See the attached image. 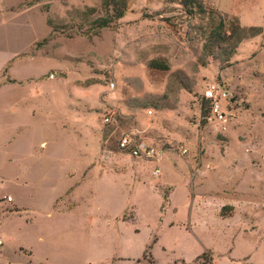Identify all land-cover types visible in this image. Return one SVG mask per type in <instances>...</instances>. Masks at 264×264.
Instances as JSON below:
<instances>
[{"label":"rangeland","instance_id":"rangeland-1","mask_svg":"<svg viewBox=\"0 0 264 264\" xmlns=\"http://www.w3.org/2000/svg\"><path fill=\"white\" fill-rule=\"evenodd\" d=\"M194 1L0 0L2 264H264V0ZM212 18L260 32L208 55Z\"/></svg>","mask_w":264,"mask_h":264},{"label":"trees","instance_id":"trees-1","mask_svg":"<svg viewBox=\"0 0 264 264\" xmlns=\"http://www.w3.org/2000/svg\"><path fill=\"white\" fill-rule=\"evenodd\" d=\"M179 2L189 14L204 12L201 3H197L194 0H179ZM101 4L105 9V14L93 20V27L95 30L107 27L113 20L122 18L127 10L128 0H101ZM94 10V8L89 9L91 12ZM229 24L227 28H224V21L221 18L217 22L214 21V18L211 19L208 36L203 45V50H205L208 55H212L220 50L223 51L227 59L232 55L234 49L242 39L260 32L259 28L241 27L237 22H229ZM164 200H166V197H164ZM222 208H225V206ZM221 215L223 216L224 214ZM204 255L205 253L199 256L198 259ZM143 256L145 257V254Z\"/></svg>","mask_w":264,"mask_h":264},{"label":"built area","instance_id":"built-area-1","mask_svg":"<svg viewBox=\"0 0 264 264\" xmlns=\"http://www.w3.org/2000/svg\"><path fill=\"white\" fill-rule=\"evenodd\" d=\"M110 87L114 86L113 82H110ZM211 95V94H210ZM149 113L151 111H148ZM111 116L106 115L103 118L104 122H110ZM208 120H217L220 121L224 118V114L218 103H213L210 107L209 115L207 116ZM117 147L120 152L127 153L133 158L142 159V160H151L159 156V150L153 144L148 142L144 136L137 129H132L127 132H123L117 139ZM182 153L185 152V149L181 150ZM159 172L158 169L154 170V174ZM12 202V197L8 194H3L0 192V207ZM2 240L0 238V245Z\"/></svg>","mask_w":264,"mask_h":264},{"label":"crops","instance_id":"crops-1","mask_svg":"<svg viewBox=\"0 0 264 264\" xmlns=\"http://www.w3.org/2000/svg\"><path fill=\"white\" fill-rule=\"evenodd\" d=\"M144 138L149 142V140L144 136ZM151 143V142H150ZM70 188H74V186H72V187H70ZM70 188H68V189H70ZM67 189V190H68ZM71 189V193L73 192V190ZM67 190L64 192V194L67 192ZM0 192L1 193H3V194H8V195H10L11 197H12V195L10 194V193H6V192H2V189H1V187H0ZM62 196L63 195H61V196H58L56 199H55V202H57L58 201V199H60V198H62ZM168 201V195L166 196V200H164V203L165 202H167ZM11 206V205H13L14 207H15V211H12V212H10V213H16V212H19L21 209H23V208H20L17 204H16V202L14 201V199H13V197H12V202L11 203H9V204H7V206ZM7 206H3V207H1L2 208V210L0 211V212H3V213H7ZM229 206H231L232 207V205H229ZM10 213H8V214H10ZM229 216H231V215H229ZM222 217H225V216H222ZM2 240V239H1ZM2 244H3V242H2ZM1 244V245H2ZM0 245V246H1ZM151 248V246L149 247V249ZM25 251V252H24ZM19 252L20 253H25V254H27V255H30L31 253H30V251H28V250H25V249H22V248H20L19 249ZM206 252H209V254L211 255V251H206ZM209 255V256H210ZM0 257H1V252H0ZM198 258V257H197ZM210 263V259H209V261L208 262H206V263H201V264H209ZM0 264H2L1 263V261H0ZM155 264V263H154Z\"/></svg>","mask_w":264,"mask_h":264}]
</instances>
